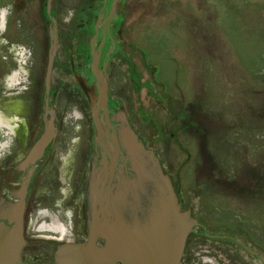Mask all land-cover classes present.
I'll return each instance as SVG.
<instances>
[{"label":"flooded vegetation","instance_id":"af4514ba","mask_svg":"<svg viewBox=\"0 0 264 264\" xmlns=\"http://www.w3.org/2000/svg\"><path fill=\"white\" fill-rule=\"evenodd\" d=\"M150 1L0 0V252L12 254L10 264H63L61 255L68 246L89 242L93 181L99 187L103 182L113 185L130 175L131 163L121 141L125 127L134 129L155 152L182 208L198 220L186 256L190 258L194 245L201 242L207 253L220 255L219 264L263 261L264 213L257 205L264 201V192L256 200L240 196L237 177L226 189L249 203L236 200L216 224L208 219L207 204L203 209L207 217L200 219L194 199L199 191L193 187L184 192L179 174L170 170L173 163L162 155L165 138L157 135L151 147L139 130V121L143 124L148 116L132 98L131 82L140 94L150 96L152 89L154 96L165 99L164 108L177 123H184L180 117L188 112V106L175 105L176 97L157 76L160 65L150 66L149 57L134 62L136 51L148 54L138 45L146 32L132 38L130 33ZM4 3H10V9ZM124 66L125 83L120 79ZM10 85L23 86L22 93L9 91ZM77 117L74 130L72 119ZM207 166L201 179L210 177ZM257 172L259 176L247 174L255 185L264 183V171ZM205 184L201 191L209 188ZM19 237L22 243L15 257ZM97 245H104L103 238Z\"/></svg>","mask_w":264,"mask_h":264},{"label":"rangeland","instance_id":"374dc122","mask_svg":"<svg viewBox=\"0 0 264 264\" xmlns=\"http://www.w3.org/2000/svg\"><path fill=\"white\" fill-rule=\"evenodd\" d=\"M192 1L146 2L144 17L130 38L146 32L138 45L150 54L136 51L134 62L140 64L149 57L150 66L160 65L157 76L167 84L166 91L176 97L175 105L189 106L198 101L203 123L199 128L185 129L184 123L177 125L174 114L164 108L165 99L158 103L152 93L140 94L135 82L129 83V90L137 107L148 116L143 124L139 121V130L151 147L157 135L165 138L162 155L169 165L173 163L169 169L179 174L184 192L193 187L199 191L194 198L196 216L205 217L203 209L209 204L208 219L216 224L223 216L221 212L235 207L236 200L242 199L245 206L249 203L226 189L237 177L240 196H254L251 200H256L264 192V183L255 185L247 176H259L257 170L264 171V0ZM2 5L10 9V3ZM125 69L121 70V82ZM22 88L8 86L16 93H22ZM125 90L121 89L123 94ZM72 120L76 130L79 117ZM207 163L210 177L201 179ZM204 181L209 188L201 191ZM261 207L258 211L264 213V201L257 205ZM221 259L207 253L200 242L183 264H211L209 260L219 264Z\"/></svg>","mask_w":264,"mask_h":264},{"label":"water","instance_id":"95a60500","mask_svg":"<svg viewBox=\"0 0 264 264\" xmlns=\"http://www.w3.org/2000/svg\"><path fill=\"white\" fill-rule=\"evenodd\" d=\"M52 63L51 57L50 69ZM105 93L104 86V105ZM90 98L95 101V97ZM121 141L131 163L130 175L113 185L103 182L99 187V182L93 181L89 198L90 240L68 246L61 255L62 262L181 264L188 236L198 220L190 210L182 208L170 176L135 130L125 127ZM114 142L119 150L117 135ZM99 237L104 240L103 246L97 245ZM21 241L19 237L15 257L19 255ZM10 256L0 252V264H10Z\"/></svg>","mask_w":264,"mask_h":264},{"label":"trees","instance_id":"16d2710c","mask_svg":"<svg viewBox=\"0 0 264 264\" xmlns=\"http://www.w3.org/2000/svg\"><path fill=\"white\" fill-rule=\"evenodd\" d=\"M151 93L152 92V89H151ZM158 101V103L162 101V98L160 96H156L155 97ZM198 101H196V103L194 104H190L188 106V112L187 114H184V116L180 117L181 120L184 122V128H191V127H195V128H199V126L201 125L202 122V119H200V114H199V109L201 108V105L200 103L198 105ZM193 105H196L198 107V110H196V107H194ZM185 110V109H183ZM198 111V112H197ZM183 123L179 124L177 123V125H182ZM192 129V128H191ZM191 237V234H189V237L187 239V244H186V248H185V252H184V256H183V259H182V262L181 263H184V260H185V256L188 252V249H189V238Z\"/></svg>","mask_w":264,"mask_h":264}]
</instances>
